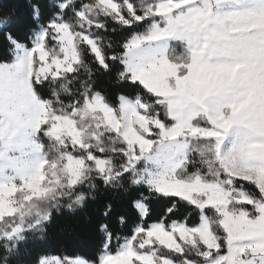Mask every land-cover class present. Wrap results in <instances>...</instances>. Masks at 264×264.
Wrapping results in <instances>:
<instances>
[{
    "label": "snow or ice",
    "instance_id": "snow-or-ice-1",
    "mask_svg": "<svg viewBox=\"0 0 264 264\" xmlns=\"http://www.w3.org/2000/svg\"><path fill=\"white\" fill-rule=\"evenodd\" d=\"M0 264H264V0L0 2Z\"/></svg>",
    "mask_w": 264,
    "mask_h": 264
},
{
    "label": "trees",
    "instance_id": "trees-1",
    "mask_svg": "<svg viewBox=\"0 0 264 264\" xmlns=\"http://www.w3.org/2000/svg\"><path fill=\"white\" fill-rule=\"evenodd\" d=\"M3 3L4 10L12 7L15 0H0ZM127 33H122L126 35ZM119 38V37H117ZM156 215L161 213V210L165 207L163 201L155 203L153 205ZM185 213L181 209V213L174 218H182ZM65 229V231H61ZM94 243V239L89 231L83 229L77 221L70 217L58 218L56 224L52 229V236L50 241V247L56 251H59L62 247L67 246L69 251L72 249H83L89 251Z\"/></svg>",
    "mask_w": 264,
    "mask_h": 264
}]
</instances>
